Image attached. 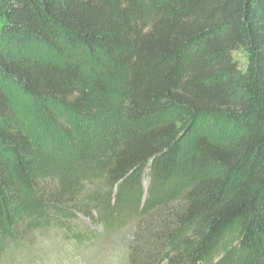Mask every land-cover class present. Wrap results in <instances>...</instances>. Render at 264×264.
Listing matches in <instances>:
<instances>
[{"label":"trees","instance_id":"1","mask_svg":"<svg viewBox=\"0 0 264 264\" xmlns=\"http://www.w3.org/2000/svg\"><path fill=\"white\" fill-rule=\"evenodd\" d=\"M0 22V220L9 236L29 235L24 191L45 206L71 198L35 179L31 142L10 124L3 84L69 112L76 126H60L67 140L83 148L98 135L79 64L19 55L24 46L57 51L62 41L128 70L132 138L106 170L104 213L94 207L90 217L107 228L108 208L164 202L139 222L129 263H161L193 224L168 264H206L229 238L248 250L246 264H264V0H0ZM240 47L250 54L244 72L232 58ZM206 121L220 126L222 142L199 132ZM186 168L197 173L184 183Z\"/></svg>","mask_w":264,"mask_h":264},{"label":"rangeland","instance_id":"2","mask_svg":"<svg viewBox=\"0 0 264 264\" xmlns=\"http://www.w3.org/2000/svg\"><path fill=\"white\" fill-rule=\"evenodd\" d=\"M22 48L19 55L27 60L60 59L63 55L79 64L92 94L99 129L94 140L82 148L81 144L67 140L60 129V126L69 129L76 126L69 112L25 95L13 83L3 84L10 124L31 142L35 179L62 190L71 201L45 206L39 203L35 193L24 191L22 198L27 213L23 214L30 215L33 226L28 228L26 239L16 240L8 235L9 227L0 220V264H130L133 233L143 232L138 228L139 222L158 211L164 202L151 203L136 212L130 208L117 211L108 208L112 211V223L107 228H102L100 219L90 217L94 207L104 213L100 202L104 203L111 191L106 185V170L112 155L132 138L133 123L126 109L128 70L104 56L95 60L82 48L68 47L62 41L57 42V51L45 46ZM232 58L244 72L250 59L247 48H237ZM203 124L199 126L200 133L222 142L220 126L212 131L210 121ZM183 146L187 148L189 144ZM195 173L184 169L183 182ZM193 229L194 225L190 224L176 233L159 264H168L167 258L183 248V240ZM248 256V250H243L236 238H229L206 264H246Z\"/></svg>","mask_w":264,"mask_h":264}]
</instances>
